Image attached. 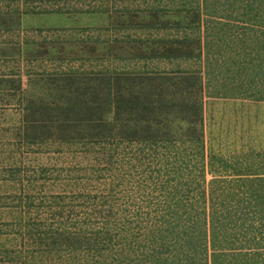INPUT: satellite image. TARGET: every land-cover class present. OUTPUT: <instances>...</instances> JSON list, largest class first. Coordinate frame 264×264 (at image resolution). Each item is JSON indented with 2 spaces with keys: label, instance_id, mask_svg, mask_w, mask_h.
I'll list each match as a JSON object with an SVG mask.
<instances>
[{
  "label": "rangeland",
  "instance_id": "obj_1",
  "mask_svg": "<svg viewBox=\"0 0 264 264\" xmlns=\"http://www.w3.org/2000/svg\"><path fill=\"white\" fill-rule=\"evenodd\" d=\"M181 54L187 59H177ZM263 59L264 0H0V249L16 257L9 261L3 253L0 264L140 260L154 249L139 248L142 240L128 235L142 225L139 233L146 237L140 217L150 212L161 219L156 210L176 187L187 194L191 212L182 224L190 228L206 219L207 252L198 257L212 264L211 246L218 244L210 235L212 216L221 222L238 218L218 204L212 214V191L216 202L223 198L219 188L214 191L215 170L223 176L222 190L229 199H242L241 205L249 190L264 188ZM41 104L56 111L48 140L20 147L21 129L30 123L27 107ZM134 131L133 140L127 139ZM191 134L197 136L194 145L204 144L203 159L191 153ZM169 136L176 147L155 151L152 140ZM211 155L227 164L211 161ZM178 166L180 177L174 173ZM9 169L21 174L10 176ZM25 172L37 177L32 184ZM39 190L64 201L26 209L12 200ZM197 200L205 207L191 210ZM263 209L264 203L248 214L252 237L241 235L230 247L218 236L223 259L230 255L239 263L246 252L248 258L264 253L255 244L249 251L246 243L261 238L256 217ZM199 212L202 217L193 218ZM34 220L68 230L70 244L81 242L75 250L63 246L62 254H48L22 229ZM103 228L109 232L97 236ZM169 230L163 240L168 235L176 242L178 234ZM172 248L166 243L160 250L181 264L184 256Z\"/></svg>",
  "mask_w": 264,
  "mask_h": 264
},
{
  "label": "trees",
  "instance_id": "obj_2",
  "mask_svg": "<svg viewBox=\"0 0 264 264\" xmlns=\"http://www.w3.org/2000/svg\"><path fill=\"white\" fill-rule=\"evenodd\" d=\"M179 58H185L183 54H181L180 56H177ZM264 61V59H263ZM264 62H261L259 67L260 70L262 71L264 69V66H262ZM239 68V67H238ZM240 80V79H238ZM261 91V90H260ZM261 92H264V90H262ZM49 107L43 106V104L34 107H27V110L31 112V114H29V119H30V123L25 127V130L23 131L21 129V139L19 141L20 147H33V146H39L44 144L48 138H45L44 136L46 135V132L50 131V126L54 121V113L56 111H52L50 109H48ZM57 109V108H56ZM88 110V108H86ZM98 107H94L92 111H97ZM63 111V110H62ZM65 112H66V108H65ZM64 112V113H65ZM149 125V124H148ZM151 127V125H149ZM66 127V126H65ZM64 127V128H65ZM63 128V129H64ZM40 129L41 134L40 135H35L33 136V133H30V130L36 131ZM32 134V135H31ZM133 136L129 135V137L127 139L129 140H133V137H135L136 134H138L137 132H133L132 133ZM139 136L144 137V135L139 134ZM190 138H188L189 142H191L193 145L195 144V142H197V136H194L191 134L189 136ZM155 138L154 140H152V144H156L157 148L155 151H157L158 149H163L166 150V152L170 153L171 149L173 147H176V141L175 139H172L170 136L166 137V138ZM150 145V143H149ZM195 149V150H194ZM194 152H191L192 154L195 155H201L204 156V151L206 149H204V144L202 145H194L193 149ZM167 153V154H168ZM166 154V153H165ZM211 161L212 160H218L221 161L223 163H225V165L227 164L226 161H224L221 158H218L214 155H211ZM203 159V157H202ZM177 168V167H176ZM179 166L177 168L176 171H174V173L180 177L181 172L179 171ZM196 168V167H195ZM198 168V167H197ZM230 168H232L233 170L236 168L233 165H230ZM174 169V168H173ZM29 171V170H28ZM45 171H42V177H44L43 175H45ZM10 173V176H18L19 174H21V171L18 169H9L8 171ZM205 173V172H204ZM203 173V174H204ZM214 173H218V170L216 169ZM214 175V182L215 186H214V191L218 190L217 188L220 189V193L222 195V199L218 202H216V200H214L213 197V191L211 194V198L209 199V201H211V207L213 208V212L212 214H217V211L219 210L216 205H220L221 208L224 207L225 210L228 212L227 216L228 217H235L238 216V218H235L234 221L228 222L225 220V222H221V218L220 217H214L212 216L211 219H213L215 222H212V226H211V230H210V235L213 237V243L218 242L217 246L216 243L211 246L212 249H214L213 251H215L212 256H213V260H212V264H264V258H263V254L262 252H260L257 256V254L253 255V257L251 256V258H248V252H246V257L243 258L242 260L239 261V263H233L234 261L232 259H228L230 255H224L227 259H223L224 257L220 256L221 253H224L220 250L221 245L219 244L221 242V240H219L220 235H222V238H225L229 241L230 243V247H235V244L240 240V236H244L247 238L252 237L254 234L251 231L254 227L252 221L250 222V217H248V214L250 215V213H254L256 212V209H258V206H260L261 204L264 203V188H259V192L255 193L254 190H249V192H251L248 195L247 200L245 201V205H241V203L243 202L242 199L240 198H236L235 195L233 196V199H229V194L225 193L224 190H222V188L220 187L221 181H222V177L223 176H219V175ZM25 178L27 179V181L32 184L33 180H35L37 177L31 173V172H25ZM217 176V177H216ZM43 179V178H41ZM169 179V178H168ZM167 179V180H168ZM165 180V181H167ZM174 180V179H170V182ZM167 187L166 185L164 186V188ZM200 185L198 184L195 188H199ZM163 188V189H164ZM193 190V189H192ZM191 190V191H192ZM172 193H174V197L172 195ZM180 193L178 196L177 194ZM204 196V193H203ZM202 196V197H203ZM12 197V196H11ZM3 198H7V197H3ZM13 198V197H12ZM165 200L163 201L164 205L160 206L161 208L156 210V212L160 215L161 219H158V217H153L152 214L150 212H148V217L147 218H142L140 217V221L139 223H146L144 226V229H148L149 233L146 237L141 238V234L139 233L140 231V227H142V225L137 226V231L134 232H130V234L128 235V238H132L135 241L141 239L142 242H139V244L137 245L139 248L141 247V245H144L146 247H152V252H143V255L140 257L141 259L139 260V258H135L133 256L130 257V260L126 262V264H134L135 262L138 263L137 261H143L144 263L147 261V264H175V262L173 261V263L171 262V259L169 257H164L162 255V250H160V247L162 248V246H165L166 243H171L173 245L174 248L171 249V251L173 249H175L177 256L179 257L181 254L184 256V261L181 264H203L202 261V257H198L199 254H204L205 252H207V247H206V239L209 235V232L207 230L206 227V219H204V223L197 221L194 222L192 224V226L189 228L188 225L186 224H182L183 222V218L184 216L187 215H191V212L188 214V211L186 209L185 203L184 201L187 199V194H184L183 191H179V189L176 187L174 189V191H168V195L166 194V196L164 195ZM229 199V200H228ZM13 201H17L16 204L19 203V205L17 206H23L26 209H31L33 206L35 205H39L38 208L44 207L45 205H48L51 207V205L53 206V204H56L58 206L61 205V203L64 201L62 200L61 195L59 196L58 194L53 195V194H45V192L42 191H35L33 194H24L23 196H19L16 198L12 199ZM62 200V201H61ZM234 200V202H232ZM237 200V201H236ZM201 202H206V200H201ZM15 204V205H16ZM175 205V207H174ZM197 205V206H195ZM65 206V204H64ZM71 209L73 212H75L74 207L72 204H70ZM203 205H201L199 203V200H197V202L195 203H191L190 207L191 210H199L198 207H202ZM164 207V208H163ZM174 207V208H173ZM205 206H203L204 208ZM65 208V207H64ZM246 209V211H245ZM202 210V209H201ZM40 212V211H39ZM56 213V212H55ZM206 213V212H205ZM261 215L257 216L256 221H258L260 224L257 226L256 230L261 232V238L259 240L253 238V239H248L246 240V243L249 244V251H251L252 248H254V244L255 246L257 245L258 248L256 250L260 251V249H264V209L260 210ZM156 214V213H154ZM54 215V214H52ZM58 215L63 216V212L61 210L58 211ZM191 217V216H190ZM196 217L197 219H200L202 217V214L197 213V215H194L193 218ZM215 218V219H214ZM219 219V221H218ZM41 221V220H40ZM186 223V222H185ZM150 224V225H149ZM166 225V228H164ZM8 228L11 227L10 224H8ZM21 226L23 227V231H26V234H28L30 237L32 236H36L37 240L39 238V242L35 239L32 238L35 242V245H37L40 249H42L43 251H46L48 254L50 252H55L58 254H62L63 253V246L66 247V250H75L77 249L75 246L76 243L78 241L81 242V240L78 241H73L71 244L70 239L71 237L67 238L66 235H69V231H59V230H54L53 228H48L47 225H45L44 223L41 224V222H37V220L31 221L30 223L25 224L24 226L21 224ZM117 228V226L115 227ZM172 231H175L176 234H178V238H176V242H172V240H170V237L168 238L167 235V240H163L162 238V234L164 231H166V233L168 234L170 232V229ZM11 230H13V226L11 227ZM0 231H2L0 229ZM102 232V233H101ZM98 231L96 233L97 236H101L104 232H109L108 229H104L102 231ZM255 232V231H254ZM72 234V233H71ZM70 234V235H71ZM157 234H160V237L157 238ZM251 234V235H249ZM181 236V237H179ZM108 240H110L111 242L113 241V237L112 234L108 233L107 236ZM127 238V239H128ZM215 238V239H214ZM104 238L102 237V240ZM217 240V241H216ZM92 240H89V242H91ZM94 241V239H93ZM95 241H98L95 238ZM186 241V245L188 246V248H186V246L182 243V242ZM248 241V242H247ZM65 242L66 245H63ZM89 242L87 244H89ZM165 242V243H164ZM182 243V245H181ZM41 244H43V248L41 247ZM86 244V245H87ZM159 245V248H156L157 245ZM177 245V246H176ZM37 247V248H38ZM131 247V245H130ZM86 250L87 248L84 247ZM92 248L94 247H90L88 246V250L89 253H92ZM138 248V249H139ZM94 251V250H93ZM170 251V252H171ZM33 252V250H32ZM5 253L6 254V258L10 261V258L13 259L15 261L16 257L13 258V251L11 250H5V249H0V259H3L1 257V255ZM231 253V251H230ZM157 255V256H155ZM155 256V257H154ZM206 256V255H204ZM154 257V258H152ZM171 257V255H170ZM223 259V260H222ZM179 261V258H178ZM205 264H208L207 261H205Z\"/></svg>",
  "mask_w": 264,
  "mask_h": 264
}]
</instances>
